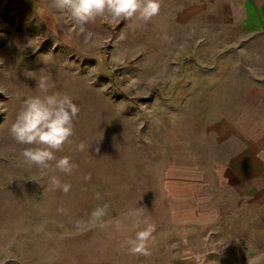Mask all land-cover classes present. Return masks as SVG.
<instances>
[{
  "label": "rangeland",
  "instance_id": "1",
  "mask_svg": "<svg viewBox=\"0 0 264 264\" xmlns=\"http://www.w3.org/2000/svg\"><path fill=\"white\" fill-rule=\"evenodd\" d=\"M241 4L162 0L146 24L97 18L81 32L53 0H0V264H264V172L220 171L236 87L264 67ZM46 77L80 109L55 153L71 174L29 165L10 134ZM145 217L150 255H134L124 242Z\"/></svg>",
  "mask_w": 264,
  "mask_h": 264
},
{
  "label": "clouds",
  "instance_id": "2",
  "mask_svg": "<svg viewBox=\"0 0 264 264\" xmlns=\"http://www.w3.org/2000/svg\"><path fill=\"white\" fill-rule=\"evenodd\" d=\"M161 6L162 0H53V7L66 12L81 32L85 31V25L97 18L109 22L135 19L146 24L159 14ZM49 80L50 77L41 80V95L29 97L24 101L22 110L10 127V134L17 143L28 146L21 154L29 165L49 169L54 161L56 169L71 174L78 165L70 156L57 159L55 153L71 142L74 120L80 109L71 97L51 91L54 85L50 84ZM76 147L78 151H89L92 145L81 141ZM94 151L98 152L99 148L96 147ZM90 179V174L84 176L85 181ZM51 185L53 189H60L64 193L71 188L70 184H61L56 176L51 178ZM140 223L144 225L142 230L136 232L135 238L127 239L124 246L134 255L148 256L149 243L156 225L151 222L150 217H145L134 227H140Z\"/></svg>",
  "mask_w": 264,
  "mask_h": 264
},
{
  "label": "crops",
  "instance_id": "3",
  "mask_svg": "<svg viewBox=\"0 0 264 264\" xmlns=\"http://www.w3.org/2000/svg\"><path fill=\"white\" fill-rule=\"evenodd\" d=\"M241 6L244 11L240 25L243 42L249 40L252 54L264 59V0H242ZM252 74L256 77L250 85L236 87L233 130L225 137L229 155L223 160L220 171L230 172L234 180L257 179L258 172H264V67H252ZM243 172L249 173L244 175ZM224 178L229 181L228 177Z\"/></svg>",
  "mask_w": 264,
  "mask_h": 264
}]
</instances>
